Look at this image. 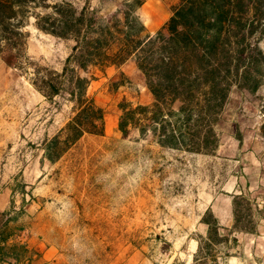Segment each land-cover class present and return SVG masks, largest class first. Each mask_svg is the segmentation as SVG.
Returning a JSON list of instances; mask_svg holds the SVG:
<instances>
[{"label":"rangeland","instance_id":"obj_1","mask_svg":"<svg viewBox=\"0 0 264 264\" xmlns=\"http://www.w3.org/2000/svg\"><path fill=\"white\" fill-rule=\"evenodd\" d=\"M120 4L92 1L101 15ZM176 4L146 0L141 15L151 33ZM27 30L29 54L61 71L74 40L40 31L34 18ZM85 75L94 78L90 94L105 111L106 132L84 136L52 163L46 144L72 119V104L46 99L0 55V191L31 204L36 229L64 250L66 264H264V86L255 93L233 88L217 126L220 146L205 154L163 148L136 129L123 137L120 104L154 102L134 59ZM243 193L256 204V233L233 232L234 196ZM209 209L230 241L196 263Z\"/></svg>","mask_w":264,"mask_h":264},{"label":"trees","instance_id":"obj_2","mask_svg":"<svg viewBox=\"0 0 264 264\" xmlns=\"http://www.w3.org/2000/svg\"><path fill=\"white\" fill-rule=\"evenodd\" d=\"M92 1L0 0V55L46 99L63 97L72 104L74 115L47 142L46 158L55 163L84 136L105 134V111L90 94L94 78L85 73L93 67L104 71L122 66L130 59L144 74L154 102L120 104L123 137L136 129L141 138L151 135L163 148L215 152L221 141L217 126L233 88L255 93L264 86V0H178L154 34L141 15L146 0H120L118 10L109 15H101ZM32 18L40 31L74 40L61 71L29 54L27 26ZM233 205V232L256 233L252 199L237 194ZM10 215L0 211L1 242L14 235L5 227L13 219ZM203 221L208 232L200 239L196 263L203 251L209 256L230 241L212 209ZM26 251L20 244L9 249L0 244L2 259L12 262Z\"/></svg>","mask_w":264,"mask_h":264},{"label":"crops","instance_id":"obj_3","mask_svg":"<svg viewBox=\"0 0 264 264\" xmlns=\"http://www.w3.org/2000/svg\"><path fill=\"white\" fill-rule=\"evenodd\" d=\"M23 200L22 197L15 196L10 189L0 191V211L11 212L9 217L13 218L5 227L14 231V235L8 241H0V244L6 246L7 249L14 244H20L26 246L27 250L16 262L2 259L0 255V264H66L68 260L64 250L58 244L50 242L47 232L36 229L37 216L32 212L31 204L25 205ZM40 215L42 219V214ZM0 218L3 219V216ZM197 249H199L198 242L194 252Z\"/></svg>","mask_w":264,"mask_h":264},{"label":"bare ground","instance_id":"obj_4","mask_svg":"<svg viewBox=\"0 0 264 264\" xmlns=\"http://www.w3.org/2000/svg\"><path fill=\"white\" fill-rule=\"evenodd\" d=\"M149 17L152 21V23H158L159 22V18L157 16V13L155 10L152 11H148Z\"/></svg>","mask_w":264,"mask_h":264}]
</instances>
